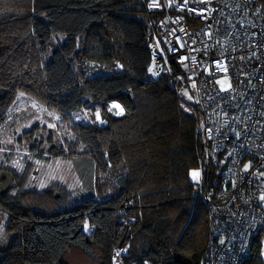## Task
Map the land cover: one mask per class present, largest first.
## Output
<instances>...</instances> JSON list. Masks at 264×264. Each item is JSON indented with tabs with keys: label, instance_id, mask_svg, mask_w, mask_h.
Segmentation results:
<instances>
[{
	"label": "trees",
	"instance_id": "obj_1",
	"mask_svg": "<svg viewBox=\"0 0 264 264\" xmlns=\"http://www.w3.org/2000/svg\"><path fill=\"white\" fill-rule=\"evenodd\" d=\"M158 18L145 0H0V123L19 93L65 115L91 98L105 123L78 125L90 151L74 158L94 186L101 174L114 186L58 209L44 201L50 189L0 193V264H72L70 251L113 264L128 243L125 264H202L209 212L190 169L206 166L208 143L199 108L169 84L177 66L156 55ZM158 56L167 69L153 75ZM9 172L21 190L25 178ZM263 235L243 264H264Z\"/></svg>",
	"mask_w": 264,
	"mask_h": 264
},
{
	"label": "built area",
	"instance_id": "obj_2",
	"mask_svg": "<svg viewBox=\"0 0 264 264\" xmlns=\"http://www.w3.org/2000/svg\"><path fill=\"white\" fill-rule=\"evenodd\" d=\"M145 4L159 15L155 36L163 57L178 68L169 84L196 94L208 143L204 179L194 185L209 212L202 264H243L264 228V4L259 0H145ZM155 52L158 55L160 48ZM164 58L155 57L153 75L167 69ZM219 77L229 80V89L221 88ZM119 253H114L113 264ZM119 263L123 264L121 259Z\"/></svg>",
	"mask_w": 264,
	"mask_h": 264
},
{
	"label": "rangeland",
	"instance_id": "obj_3",
	"mask_svg": "<svg viewBox=\"0 0 264 264\" xmlns=\"http://www.w3.org/2000/svg\"><path fill=\"white\" fill-rule=\"evenodd\" d=\"M61 40L62 38L55 40L54 46ZM154 44L164 53L156 38ZM218 83L223 89L230 87L229 80L225 77H219ZM181 94L184 108L190 112L195 111L198 107L196 94L188 89ZM114 105L120 107L115 108ZM108 107L116 115L118 112L122 113V106L117 102L110 103ZM81 123H105L100 105L91 98H88V106L65 115L25 93H19L6 113V119L0 123V168L24 177L25 183L19 190L16 188L17 179H13V184L7 191L16 195L18 191L25 189L41 192L50 189L52 194L47 195L49 200L44 198V201H49L57 209L75 204L91 195L102 194V189L112 191L113 183L108 184L107 177L103 178L102 174H98L99 187L94 186V175L88 173L84 165L74 158L77 153L90 151L79 138L78 125ZM193 172L199 173L198 179L192 178ZM203 172L201 166L191 168L190 179L196 183L201 182L204 179ZM261 201L264 207V195ZM7 236L5 222L0 223V246L6 242ZM128 247L129 243L116 250L120 252L115 260L116 264L120 259L125 264L123 257L127 255ZM67 258L72 264H91L89 259L78 256L74 251H70Z\"/></svg>",
	"mask_w": 264,
	"mask_h": 264
},
{
	"label": "water",
	"instance_id": "obj_4",
	"mask_svg": "<svg viewBox=\"0 0 264 264\" xmlns=\"http://www.w3.org/2000/svg\"><path fill=\"white\" fill-rule=\"evenodd\" d=\"M158 50H156L157 52ZM13 175L8 171L0 172V193H5L13 184Z\"/></svg>",
	"mask_w": 264,
	"mask_h": 264
},
{
	"label": "snow or ice",
	"instance_id": "obj_5",
	"mask_svg": "<svg viewBox=\"0 0 264 264\" xmlns=\"http://www.w3.org/2000/svg\"><path fill=\"white\" fill-rule=\"evenodd\" d=\"M113 107L115 108H119V105H114ZM123 111V109H121V112ZM118 115L120 114L119 112L117 113ZM97 117H99V114L97 113ZM247 167V166H246ZM192 178L193 179H198L199 178V173L198 172H193L192 173Z\"/></svg>",
	"mask_w": 264,
	"mask_h": 264
}]
</instances>
